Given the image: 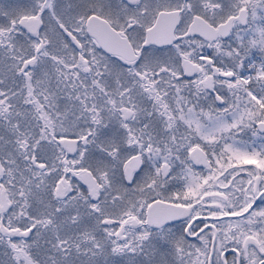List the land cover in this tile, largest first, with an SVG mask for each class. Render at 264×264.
Returning a JSON list of instances; mask_svg holds the SVG:
<instances>
[{
  "label": "snow or ice",
  "instance_id": "obj_1",
  "mask_svg": "<svg viewBox=\"0 0 264 264\" xmlns=\"http://www.w3.org/2000/svg\"><path fill=\"white\" fill-rule=\"evenodd\" d=\"M0 264H264V0H0Z\"/></svg>",
  "mask_w": 264,
  "mask_h": 264
}]
</instances>
